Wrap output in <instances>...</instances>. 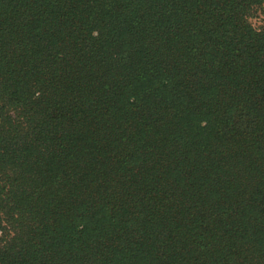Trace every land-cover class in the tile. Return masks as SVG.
Wrapping results in <instances>:
<instances>
[{
  "label": "trees",
  "instance_id": "obj_1",
  "mask_svg": "<svg viewBox=\"0 0 264 264\" xmlns=\"http://www.w3.org/2000/svg\"><path fill=\"white\" fill-rule=\"evenodd\" d=\"M264 0H0V264H264Z\"/></svg>",
  "mask_w": 264,
  "mask_h": 264
},
{
  "label": "rangeland",
  "instance_id": "obj_2",
  "mask_svg": "<svg viewBox=\"0 0 264 264\" xmlns=\"http://www.w3.org/2000/svg\"><path fill=\"white\" fill-rule=\"evenodd\" d=\"M253 26L259 27L264 24V10L256 12V15L250 19Z\"/></svg>",
  "mask_w": 264,
  "mask_h": 264
}]
</instances>
